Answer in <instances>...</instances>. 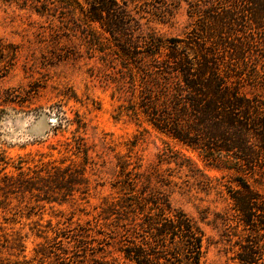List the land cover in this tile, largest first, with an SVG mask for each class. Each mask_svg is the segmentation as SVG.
<instances>
[{
	"label": "trees",
	"instance_id": "obj_1",
	"mask_svg": "<svg viewBox=\"0 0 264 264\" xmlns=\"http://www.w3.org/2000/svg\"><path fill=\"white\" fill-rule=\"evenodd\" d=\"M218 1L230 8L217 13L195 5L193 13L204 22L198 27L200 35L187 40L138 33L132 0H0V4L42 19L47 24L41 26L43 33L59 50L53 53L59 60L83 49L89 58L99 54L104 67L119 62L118 78L112 82L126 103L120 114L181 144L205 168L230 175L235 184L229 187L230 199L239 220L231 233L238 246L233 262L264 264V190L250 182L256 167L264 169V99L244 91L250 86L264 92V0ZM62 40L73 43V49L60 46ZM62 124L56 127L61 129ZM89 150L84 139L74 135L64 143V151L74 158L69 163L66 158L58 162L41 156L30 165L22 157L13 161L0 154L4 167L0 213L12 215L5 222L13 225L24 208L30 218L36 207L62 204L76 193L84 200L89 192ZM132 153L129 148L115 155L113 193L94 208L93 218L62 229L48 224L53 240L60 245L68 240L71 248L84 254L95 249L103 264H205L209 239L201 224L206 211H200L197 220L174 207L170 197L177 184L161 166L173 163L194 174L202 171L180 152H163L149 165ZM7 166L14 171L4 172ZM30 230L44 234L36 222ZM109 246L117 253L113 262L106 260ZM44 249L35 251L37 259L45 255ZM24 250L20 231L0 225V264H37L26 259ZM13 256L16 260H11Z\"/></svg>",
	"mask_w": 264,
	"mask_h": 264
},
{
	"label": "rangeland",
	"instance_id": "obj_2",
	"mask_svg": "<svg viewBox=\"0 0 264 264\" xmlns=\"http://www.w3.org/2000/svg\"><path fill=\"white\" fill-rule=\"evenodd\" d=\"M132 1V14L139 20L138 33L185 40L198 37V27L204 22L193 13L195 5L203 11L217 13L230 8L218 0ZM41 26L47 24L37 16L29 17L24 11L0 4V154L13 161L22 157L30 165L41 156L58 162L66 158L69 163L74 158L64 151V143L79 135L90 147L86 173L89 192L84 200L76 193L62 204H42L33 210L30 218H26L29 209L24 208L22 217L16 218L18 222L13 225L4 220L12 217L11 214L0 213V225L20 231L26 259L37 264L105 263L95 249L94 253L89 250L84 254L71 248L68 240L58 244L47 225L62 229L83 225L92 219L97 212L94 208L113 193L110 185L117 170L115 155H123L130 148L144 165L157 163V157L168 150L180 152L196 163L202 172L195 174L187 168L178 169L173 163L161 166L163 170L169 169L177 184L171 203L197 220H200V211H206L201 224L209 239L205 264H234L232 258L238 246L237 238L231 233L239 226V220L230 199L229 187L235 188L230 175L205 168L197 155L181 144L145 123L120 114L121 105L126 103L112 82L118 78L119 62L104 67L97 59L99 54L89 58L83 49L75 57L59 60L53 55L59 50H54L51 37L43 33ZM72 44L62 40L60 46L73 49ZM244 91L262 94L264 99V92L252 90L250 86ZM60 121L63 124L58 129ZM13 171L10 166L4 169L6 173ZM250 182L257 190H264V169L256 167ZM35 222L43 231L42 236L30 230ZM40 246H44L45 255L37 259L35 251ZM106 251L110 252L106 260L113 262L117 253L110 246ZM11 260L16 258L13 256Z\"/></svg>",
	"mask_w": 264,
	"mask_h": 264
}]
</instances>
